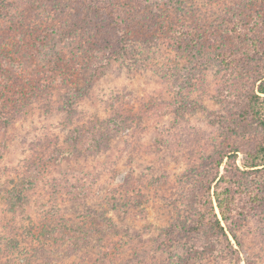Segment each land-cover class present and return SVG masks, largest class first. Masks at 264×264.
<instances>
[{"label": "rangeland", "instance_id": "rangeland-1", "mask_svg": "<svg viewBox=\"0 0 264 264\" xmlns=\"http://www.w3.org/2000/svg\"><path fill=\"white\" fill-rule=\"evenodd\" d=\"M41 2L57 10L65 7L62 0H0V27L9 24V15L21 18L26 38L32 40ZM158 2L169 7L168 1ZM178 3V11L175 7L170 21L165 20L177 32L189 24L211 33L215 16L223 11V0ZM238 5L251 14L238 8L241 33L264 44V0H239ZM225 27L217 22L218 42L197 41L196 33L188 52L164 36L146 45L132 42L131 57L111 62L86 97L71 106L65 104L63 90L53 89L39 99L29 97L19 109L24 95L4 90L11 99L3 113L14 120L0 129V264H264L263 205L232 217L236 239L225 229L228 242L203 233L188 235L181 223L195 204V173L207 168L212 178L226 162L216 174L206 157L214 154L218 161L219 154L233 150L236 166L247 170L246 153L261 141L258 126L235 121L261 61L255 46L257 56L245 59L249 50L227 29L224 33ZM31 45L17 60L24 70L22 81L32 83L27 96L36 93L34 82L44 74L39 67H45L40 48ZM6 50L11 54V47ZM18 109L19 116L13 117ZM105 120H115L113 128L124 120L127 127L117 128L102 152L86 155L85 145H94L91 139L71 153L65 138L72 129ZM59 148L75 152L74 157L58 161L54 150ZM37 155L45 162L21 192L23 204L13 207L9 192L20 184L25 161ZM261 183L264 171L241 180L253 191ZM245 203L252 210L248 198ZM45 223L50 232L41 235L39 226ZM55 227L59 232L54 233ZM170 227L174 232L165 235Z\"/></svg>", "mask_w": 264, "mask_h": 264}, {"label": "trees", "instance_id": "trees-1", "mask_svg": "<svg viewBox=\"0 0 264 264\" xmlns=\"http://www.w3.org/2000/svg\"><path fill=\"white\" fill-rule=\"evenodd\" d=\"M48 1L53 4L59 0ZM63 1L64 3L61 4L62 8L65 6L64 10H57L49 3L41 2L44 4V8L38 13L39 27L33 29L32 40L26 38V27L21 18L9 15L7 17V21H10L9 24L0 27V129L9 127L14 120L11 118L9 121V118L5 117L3 113L6 102L11 99L10 96L8 98L3 94L4 90H11L12 95L19 93L24 95L25 98L19 100V109L22 106L26 107L29 97L38 98L39 95L43 96L41 93L44 92L46 95L49 90L53 91V89L63 90L62 98L66 105L71 106L75 100L81 99L83 96L86 97L88 89H91L94 83L104 76L105 69L111 62L131 57L132 42L146 45L149 41L164 36V39L171 42L174 47L181 49L182 52H188V49L192 50L195 46L196 40L194 42L192 38H195L196 33L199 38L197 41L206 38L208 43L218 42L215 40V27L217 22H220L226 26L224 33L227 29L229 35L231 34L240 42H244L243 45L249 50L246 55L244 54L245 59L256 55L252 47L255 46L261 61L260 73L253 80L251 92L246 96L245 109L236 114L235 121L239 124L250 122L258 126L261 141L253 151L246 153L249 163L244 168L247 170L241 171L236 166V155L230 154V152H235L233 150L227 154H219L220 160L218 161L215 160L214 154L206 157V162L216 171V174L224 159L226 162L221 174L212 178L207 168L203 174L195 171V176L198 178L194 194L192 192L195 204L191 210L185 211L187 222H181L188 235L203 233L216 239L222 237L225 242H228L225 230L227 229L236 239V234L231 227L232 217L243 216L253 209L264 206V183L258 185L254 191L241 184V180L247 176L262 174L264 171V44L258 43L257 40L253 41L251 38L247 40L235 20L241 10H245L251 15L249 9L240 8L239 0H223V11L215 16L211 33L206 32L205 29L189 27V24L182 29V32H177L170 25H166L165 20L170 21L168 19L175 7L178 11L180 5L179 3L175 5V3L179 0H172L173 3L164 0L166 3L168 1V8H162L158 0ZM214 1L216 0H211V2ZM217 1L221 3V0ZM259 10L261 8L253 9L254 13H259ZM193 13V18H196L197 10H193ZM201 33H207V36H202ZM187 38L189 39L187 40ZM17 39L20 40V43ZM27 44L37 50L40 48L38 56H41L45 62L43 65L45 67H39L40 70L43 69L44 74L34 82L36 93L33 91L29 96H27L26 87L32 83L25 84L22 81L24 70L18 66L17 61L21 59ZM7 47H11V54L7 52ZM191 56L193 57L194 54ZM226 56V54L223 55V57ZM8 57L11 58L7 59ZM19 109L11 112L13 117L19 116ZM234 113L233 110L232 114ZM114 121L105 120L100 123L90 121L86 127L74 128L65 138V145L71 148L72 153L84 141L86 143L92 139L95 146L92 143L91 149L85 145L86 155L102 152L116 129L127 127L126 122L121 120L119 122L121 124H117V128L115 126L113 128L110 124L114 125ZM57 151L58 161H69L75 155V152L71 154L60 150V148L54 150V152ZM44 162L45 159L39 158L38 155L25 161L23 166L26 172L22 176L20 184L9 192L8 203L13 201V207H20L23 204L21 192L29 189L33 181H30L31 177L37 175L36 171H39V167L41 168ZM246 197L253 203L252 210L247 208ZM92 220L94 221L93 218ZM221 222L225 224V228L222 227ZM45 224L39 226L41 235H45V233L47 235L50 232L49 227ZM106 227L109 228V226ZM57 232L59 229L55 227L54 233ZM173 232L174 227H170L165 230V235ZM211 245L215 248L213 241Z\"/></svg>", "mask_w": 264, "mask_h": 264}]
</instances>
